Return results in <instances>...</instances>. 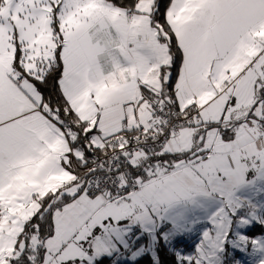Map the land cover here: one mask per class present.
<instances>
[{"label": "snow or ice", "instance_id": "1", "mask_svg": "<svg viewBox=\"0 0 264 264\" xmlns=\"http://www.w3.org/2000/svg\"><path fill=\"white\" fill-rule=\"evenodd\" d=\"M257 225L264 0H0V264H264Z\"/></svg>", "mask_w": 264, "mask_h": 264}, {"label": "rangeland", "instance_id": "2", "mask_svg": "<svg viewBox=\"0 0 264 264\" xmlns=\"http://www.w3.org/2000/svg\"><path fill=\"white\" fill-rule=\"evenodd\" d=\"M261 234H264V227H261L259 225H257L251 233H249V235H252V236H259ZM193 243H194V240H189L188 246L185 250H190L191 245ZM181 247H184V246L182 245ZM235 259L247 261V257H245L242 253H238V252L235 254Z\"/></svg>", "mask_w": 264, "mask_h": 264}, {"label": "trees", "instance_id": "3", "mask_svg": "<svg viewBox=\"0 0 264 264\" xmlns=\"http://www.w3.org/2000/svg\"><path fill=\"white\" fill-rule=\"evenodd\" d=\"M164 3H167V0H164ZM46 95H55V93L52 91L51 87L43 89ZM161 259L163 264H173V257L170 255L168 251H162L161 252Z\"/></svg>", "mask_w": 264, "mask_h": 264}]
</instances>
